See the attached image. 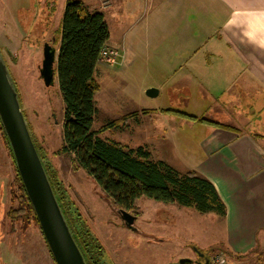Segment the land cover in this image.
I'll use <instances>...</instances> for the list:
<instances>
[{
  "label": "rangeland",
  "instance_id": "1",
  "mask_svg": "<svg viewBox=\"0 0 264 264\" xmlns=\"http://www.w3.org/2000/svg\"><path fill=\"white\" fill-rule=\"evenodd\" d=\"M88 1L91 5L97 2ZM64 6L65 0H0V53L17 88L32 139L75 229L88 228L95 236L102 246L103 264H198L217 252L224 254L228 264H264V250L260 247L242 254L228 250L223 221L214 212L200 214L193 207L142 196L135 200L130 212L136 216L134 228L127 227L119 208L93 177L77 167L72 155L61 151L64 103L57 78L50 86L39 80L34 66L39 54L31 49L35 41L51 39L57 55ZM106 13L109 41L122 39L120 24ZM105 48L117 54L114 59L100 58L94 74L100 89L95 95L93 129L136 111L137 120L128 119L123 128L108 129L99 135L130 146L150 144L154 153L165 155L177 169H191L189 164L201 155L199 134L186 126L163 132V117L154 112L144 116L141 112V108L154 111L159 107L190 112L196 109L194 98L186 99V94L172 85V64H158L168 62L153 58L159 54ZM149 88L159 89L158 94L148 96ZM4 135L0 124V264H55L38 221L8 217L9 209L18 206V183ZM261 237L259 233L258 242ZM182 258L190 261L179 263Z\"/></svg>",
  "mask_w": 264,
  "mask_h": 264
},
{
  "label": "crops",
  "instance_id": "2",
  "mask_svg": "<svg viewBox=\"0 0 264 264\" xmlns=\"http://www.w3.org/2000/svg\"><path fill=\"white\" fill-rule=\"evenodd\" d=\"M83 2L122 28L112 42L109 31L105 47L159 54L153 58L168 62L158 64H172V85L196 109L159 107L144 116L163 117V132L186 126L199 134L201 155L188 164L225 204L219 217L228 250H264V0H112L107 10L98 0ZM147 145L153 159L174 167Z\"/></svg>",
  "mask_w": 264,
  "mask_h": 264
},
{
  "label": "trees",
  "instance_id": "3",
  "mask_svg": "<svg viewBox=\"0 0 264 264\" xmlns=\"http://www.w3.org/2000/svg\"><path fill=\"white\" fill-rule=\"evenodd\" d=\"M108 38L109 30L102 11L90 9L83 0L65 1L55 65L58 89L64 103L61 151L72 155L77 167L85 169L119 209L131 212L135 200L144 196L193 207L200 214L214 212L224 216L226 207L216 188L194 169L180 172L164 160L153 159L146 144L130 146L99 135L108 129L123 128L128 119L137 120L136 111L93 129L97 112L95 95L100 89L94 74ZM148 112L142 110V113ZM4 138L7 143L5 135ZM45 169L86 264H103L101 244L88 228L75 229L46 166ZM16 179L18 206L9 209L8 217L32 218L37 222L17 171ZM204 263L207 264V260Z\"/></svg>",
  "mask_w": 264,
  "mask_h": 264
},
{
  "label": "water",
  "instance_id": "4",
  "mask_svg": "<svg viewBox=\"0 0 264 264\" xmlns=\"http://www.w3.org/2000/svg\"><path fill=\"white\" fill-rule=\"evenodd\" d=\"M56 60L55 47L45 49L40 75L46 86L54 83ZM157 92L158 90L154 88L146 90L148 96H154ZM0 124L7 138L17 173L55 264H86L32 139L17 88L1 53ZM119 213L125 225L133 229L135 216L124 209H119ZM189 261L182 258L179 263Z\"/></svg>",
  "mask_w": 264,
  "mask_h": 264
},
{
  "label": "built area",
  "instance_id": "5",
  "mask_svg": "<svg viewBox=\"0 0 264 264\" xmlns=\"http://www.w3.org/2000/svg\"><path fill=\"white\" fill-rule=\"evenodd\" d=\"M112 0H98L99 2V6L100 8L107 7ZM116 51L114 49H108L107 48H103L102 53H101V59L103 58V56L107 57V59H111V58H115L116 56ZM207 264H228L226 262V258L224 256V254L222 252H217L212 254L211 256H209V258L207 259Z\"/></svg>",
  "mask_w": 264,
  "mask_h": 264
},
{
  "label": "flooded vegetation",
  "instance_id": "6",
  "mask_svg": "<svg viewBox=\"0 0 264 264\" xmlns=\"http://www.w3.org/2000/svg\"><path fill=\"white\" fill-rule=\"evenodd\" d=\"M52 46H54V44L52 43L51 39L43 38L41 40H38V42L35 41L33 46H32L34 48L31 49L32 53H36L37 55L39 54V60L36 61V64H34V66H35V69H36V71L38 73V78L42 82H43V79H42V77L40 75V70L42 68V61H43V58H44V52H45V49L48 50L49 47H52ZM31 52H30V54H31Z\"/></svg>",
  "mask_w": 264,
  "mask_h": 264
}]
</instances>
